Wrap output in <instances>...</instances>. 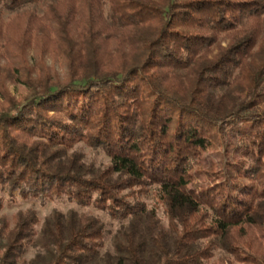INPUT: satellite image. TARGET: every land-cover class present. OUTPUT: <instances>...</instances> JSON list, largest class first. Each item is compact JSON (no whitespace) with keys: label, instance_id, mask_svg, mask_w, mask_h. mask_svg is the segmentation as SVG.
I'll return each instance as SVG.
<instances>
[{"label":"trees","instance_id":"obj_1","mask_svg":"<svg viewBox=\"0 0 264 264\" xmlns=\"http://www.w3.org/2000/svg\"><path fill=\"white\" fill-rule=\"evenodd\" d=\"M4 12L25 20L0 35V58L65 44L67 71L39 61L29 100L4 92L0 211L3 196L58 199L117 228L18 212L0 223V264H264V0H0ZM217 138L237 166L201 187Z\"/></svg>","mask_w":264,"mask_h":264},{"label":"rangeland","instance_id":"obj_2","mask_svg":"<svg viewBox=\"0 0 264 264\" xmlns=\"http://www.w3.org/2000/svg\"><path fill=\"white\" fill-rule=\"evenodd\" d=\"M25 20L24 16H16L11 13H2L0 16V35L6 37H17L21 34V27ZM65 44H61L62 46ZM44 46V47H43ZM47 44H30L29 49L22 54L21 56L17 55L15 58L8 59L7 57L0 58V109L7 107L5 102L4 92L7 93V97L20 104L29 100L32 96V86H33V77L35 69L33 65L39 61L46 63V65L52 70V77L59 79V81L65 80V73L67 71V61L63 58L62 55H54V50L61 48L59 44H51L52 47H46ZM27 47V44H25ZM14 52V48H12ZM17 54V53H16ZM16 57L23 61V66L21 69L17 67H12L11 64H14ZM25 57V58H24ZM26 59V61H25ZM25 61V62H24ZM51 66V67H50ZM32 71V72H31ZM36 72V71H35ZM30 73V75H29ZM54 78V79H55ZM34 88V87H33ZM221 141L217 138L216 143H214V148L209 149L203 159V163L200 168H195V171L199 170V173L194 174L195 182L204 187L208 184L211 178L208 176V172H213L216 174H222L226 169L235 170L237 166L236 162H228L223 159V149ZM82 152L87 157V160H93L95 163L100 164L101 162L107 164L108 160L104 159L101 154H95L89 151L88 148H83ZM194 171V172H195ZM147 202L151 207H155L159 212L161 211V203L158 200V197H154L153 194L149 195ZM5 203L3 209L0 211V223L1 221H7L9 228H12L14 225V217L18 212H26L27 210L36 211L38 217L42 221L47 215L52 211L57 210L62 213H66L70 210H74L78 213H85L88 215L96 216L100 218L106 225L107 229L114 231L117 228V222H114L106 214L100 213L90 208H81L77 205L70 204L66 201H60L58 199L48 200V202L42 206L38 202H28L24 201L22 198L16 196L14 202L8 201L6 196H3ZM161 213L159 217H161ZM249 234H254L253 230L248 231ZM109 241H107V246H109ZM33 257V252H28L25 259L29 260Z\"/></svg>","mask_w":264,"mask_h":264}]
</instances>
